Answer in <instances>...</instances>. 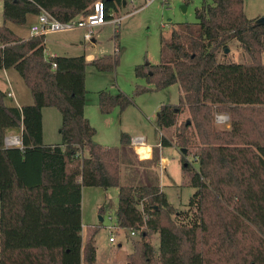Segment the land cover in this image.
<instances>
[{
  "label": "trees",
  "instance_id": "1",
  "mask_svg": "<svg viewBox=\"0 0 264 264\" xmlns=\"http://www.w3.org/2000/svg\"><path fill=\"white\" fill-rule=\"evenodd\" d=\"M94 1L3 0L0 69L16 70L33 101L9 106L0 90V264H95L98 227L83 236L81 222V193L88 186L117 187L115 216L124 230L147 215L126 264H264V24L247 18L244 0H202L195 22L161 35L157 64L135 66L155 89L179 87L178 103L162 104L156 117L159 131L177 126L175 142L186 149L181 169L195 188L186 208L177 209L153 180L157 149L139 159L125 132L119 146L101 145L84 115L85 68L113 70L118 45L90 62L84 55L46 56L44 34L20 37L5 24L23 25L41 9L66 21L90 12ZM103 1L108 11L122 2ZM233 42L241 61L226 58ZM131 101L121 91L98 92L102 114ZM43 107L60 112L58 144L42 141ZM185 109L187 119L177 125ZM219 112L228 115L227 127L216 126ZM12 130L20 133L21 146L4 145ZM160 144L170 142L161 136ZM124 162L135 169L120 184ZM98 210L102 217L105 206ZM155 234L156 247L149 240Z\"/></svg>",
  "mask_w": 264,
  "mask_h": 264
},
{
  "label": "rangeland",
  "instance_id": "2",
  "mask_svg": "<svg viewBox=\"0 0 264 264\" xmlns=\"http://www.w3.org/2000/svg\"><path fill=\"white\" fill-rule=\"evenodd\" d=\"M202 0H171L165 3L162 0H153L143 6L144 0H122L121 4L110 9L116 18L121 17L117 25L109 21L96 27L91 33V39L87 41L81 36L78 29L62 30L47 34L48 47L55 40H62L66 45L55 47L57 54L76 56L85 53L97 57L113 54L115 44L119 47L118 64L113 70L100 71L91 65L85 68V89L87 104L85 113L90 124L95 128V142L106 146H119L121 132L131 137V146L134 153L140 158L141 151L135 148L132 138L143 136L147 144H153L161 158H167L166 169L162 166H153L154 182L167 193L169 203L177 209H182L193 194L194 188L188 183L187 177L181 169L180 147L175 142L177 126L159 131L156 126L157 112L162 104H177L179 100V87L172 84L163 89H155L144 77L137 76L135 66L148 62H159V47L161 35L168 38L173 27L182 22H195V8L201 5ZM248 15L251 16L258 10H264V0H244ZM2 3L0 0V25L3 24ZM185 7V10L182 7ZM253 16V15H252ZM263 15L252 17L258 21ZM9 28L26 30L27 24L16 25L5 23ZM117 32V33H116ZM117 35V37L115 36ZM226 54L228 60L241 61L244 59L241 48L233 42ZM53 52V49H49ZM264 61V55H263ZM28 88V87H27ZM26 88V89H27ZM29 89V88H28ZM137 89H144L143 91ZM106 90L111 94L121 91L131 97L132 101L124 109L114 107L108 114H102L98 108V92ZM58 115V127L55 124L49 128V133L56 140L60 139L58 128L61 124L60 112L55 107H50ZM227 115L225 113H218ZM188 112L185 109L178 117L177 125L187 119ZM228 116V115H227ZM228 123V121L226 122ZM216 123L217 127L226 124ZM161 136L170 142L168 147L162 148ZM172 145V146H171ZM186 159L196 167L193 157ZM135 165L121 163L120 184H126V179L133 174ZM81 195V222L83 236L85 229L98 227L94 236L96 249L95 264H126V255L132 250V240L138 239V235L130 236L129 231L110 230L106 228L116 220L118 189L115 186L104 189L102 187H83ZM104 205L105 211L102 220L99 219L98 208ZM111 216V219H108ZM115 236V241L110 242L109 236ZM150 242L155 247L158 245V237L152 235Z\"/></svg>",
  "mask_w": 264,
  "mask_h": 264
},
{
  "label": "crops",
  "instance_id": "3",
  "mask_svg": "<svg viewBox=\"0 0 264 264\" xmlns=\"http://www.w3.org/2000/svg\"><path fill=\"white\" fill-rule=\"evenodd\" d=\"M244 7H245V2H244ZM244 12H245L248 19H251L252 17L260 16V15L264 16V10L263 9L258 10L257 12L252 14L253 16L252 15L249 16L247 10H245V9H244ZM36 20H37L36 15L29 14L27 16V20H26V24L28 25L27 29L26 30H20V31H19V29H17L16 31H14V30L13 31L20 37H28L30 35V33H29L30 26L32 24H34L36 22ZM100 26H102V25H100ZM100 26H97V27H100ZM93 29H92L91 33L93 32ZM78 30L80 31L81 36H83L85 31L82 29H78ZM51 33H54V32H51ZM47 34H49V33H47ZM47 34H45V42H44L45 55L46 56H68V55L57 54L54 50L55 47L66 45V43L62 40H55L53 43H51L52 44L51 47L47 46L50 44L49 41L47 40ZM90 41L95 42L94 39H91ZM49 49H53V52ZM79 55H84L85 60L87 62H90L91 60L97 58V56H95V55H86L85 53L79 54ZM26 88H27V86L24 84L23 79L20 77V75L18 74V72L16 70H14L13 68L0 69V90L2 92H4L6 95L5 96V103L7 105L21 107L23 105L31 104L33 101V98H32L30 90L28 88L27 89ZM86 104H87V98H86ZM86 104H85V106H86ZM85 106H84V115L87 118L88 116L85 113V108H86ZM41 115H42V141H43V143L46 145H52V144L60 143L61 140H59V141H58V139L56 140L49 133L50 127L52 128L53 125L55 126V124L57 125L56 127H58V115L50 107H43L41 110ZM227 126H228V123H226L224 125V127H227ZM8 135H19L20 136V133L18 131L12 130V131H10V133ZM94 139H95V137H94ZM153 146H155V145L147 144V142H145V141L142 145H136L135 146V148L138 147L139 150L141 151V154H140V158H142L141 160L150 159L152 157ZM168 146L169 145L163 146L162 148L168 147ZM180 152L182 153L181 149H180ZM167 161H168L167 158H165L162 155V150H161V158H160L157 166H162L163 169H166ZM196 166H197V164H196ZM160 186L162 189V184ZM83 189L84 188H82L81 195L83 194ZM162 191L165 193L166 198H167V193L163 189H162ZM194 191H195V188H194ZM167 200H168V198H167ZM168 202H169V200H168ZM185 208H186V205L182 209H185ZM83 226L84 225L82 224V228H84Z\"/></svg>",
  "mask_w": 264,
  "mask_h": 264
},
{
  "label": "built area",
  "instance_id": "4",
  "mask_svg": "<svg viewBox=\"0 0 264 264\" xmlns=\"http://www.w3.org/2000/svg\"><path fill=\"white\" fill-rule=\"evenodd\" d=\"M132 2L133 0H129ZM153 0H144L143 6L149 4ZM165 3H169L171 0H162ZM91 11L80 13L66 21H60L50 15L47 11L41 9L37 14V20L34 24L30 26L29 33L30 35H39V34H47L51 32H58L62 30H73V29H82L84 30L83 37L85 40H91V31L93 28L103 25L109 21L113 22V24L117 25L120 21L121 17L116 18L111 11L107 10L105 7V3L103 0H96L91 4ZM109 15V18H108ZM45 53V52H44ZM56 63L51 61V67L54 68ZM215 122L224 124L228 121V116L223 114H215ZM145 141L143 136H136L132 138L133 145H142ZM4 145L6 147L10 146H21V138L19 135H7L4 138ZM163 168V167H162ZM146 218L147 215H143V223L136 228H132L129 231L130 236L139 235V233L146 226ZM108 219H111V216H108ZM111 232V230H115V232L119 230H123L115 220L111 225H107ZM112 233V232H111ZM109 241H115V236L112 234L109 236Z\"/></svg>",
  "mask_w": 264,
  "mask_h": 264
},
{
  "label": "water",
  "instance_id": "5",
  "mask_svg": "<svg viewBox=\"0 0 264 264\" xmlns=\"http://www.w3.org/2000/svg\"><path fill=\"white\" fill-rule=\"evenodd\" d=\"M183 10H185V7L183 6L182 7ZM257 24H264V16H262L261 19H259L258 21H255ZM228 49H225V53L227 52ZM189 122V121H187ZM181 151L182 153H185L186 152V149L185 148H181ZM99 219L102 220V217L99 215Z\"/></svg>",
  "mask_w": 264,
  "mask_h": 264
}]
</instances>
